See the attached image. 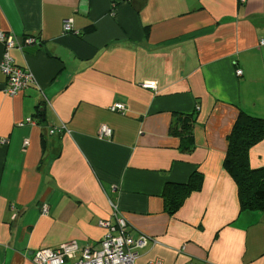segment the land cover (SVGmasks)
Instances as JSON below:
<instances>
[{
	"label": "crops",
	"instance_id": "0c3cea01",
	"mask_svg": "<svg viewBox=\"0 0 264 264\" xmlns=\"http://www.w3.org/2000/svg\"><path fill=\"white\" fill-rule=\"evenodd\" d=\"M0 33L35 78L11 96L0 67V264L96 246L117 210L157 241L138 264H264V210H241L224 168L239 113L264 119V0H0ZM181 114L190 139L172 133ZM250 166L264 167V139ZM194 176L170 214L166 186L175 197Z\"/></svg>",
	"mask_w": 264,
	"mask_h": 264
},
{
	"label": "built area",
	"instance_id": "2783aa9c",
	"mask_svg": "<svg viewBox=\"0 0 264 264\" xmlns=\"http://www.w3.org/2000/svg\"><path fill=\"white\" fill-rule=\"evenodd\" d=\"M72 24L73 20H67L64 23V31L70 32ZM0 41L4 45V55L0 67L8 79L6 92L11 96H16L35 84V78L30 71L16 66L10 55L15 47L21 48V43L12 35L3 33H0ZM26 42L31 43L32 40ZM261 44L264 45V41ZM236 74L240 77L243 72L238 70ZM144 88L156 90L155 85H144ZM110 110L114 113L124 114L126 107L123 104H115ZM63 133H69L64 124L49 131L52 136ZM99 134L102 138H110L112 130L108 126H102ZM25 145H28L27 141ZM42 210L43 214L48 213L47 207ZM100 226L105 228L107 233L98 245H87L81 248L77 242L72 241L62 244L57 249H41L33 254V262L35 264H138V252L145 249L150 243L157 244L155 239L145 234L138 237L133 236L129 230L128 221L119 210L115 213L114 224L111 221H103ZM148 264L162 263L159 260H154Z\"/></svg>",
	"mask_w": 264,
	"mask_h": 264
},
{
	"label": "trees",
	"instance_id": "16d2710c",
	"mask_svg": "<svg viewBox=\"0 0 264 264\" xmlns=\"http://www.w3.org/2000/svg\"><path fill=\"white\" fill-rule=\"evenodd\" d=\"M195 120L190 115L181 114L172 125V133L176 136L187 135L190 139ZM264 139V119L252 117L240 112L231 134L228 137V150L224 160V168L234 180L238 189L240 208L242 211L264 210V167L252 169L250 166V151ZM194 145L191 140L185 152H191ZM194 178V179H193ZM187 185H174L172 188L181 191L173 197L169 185L164 190L166 207L174 214L184 198L197 189L198 176H194ZM197 184H196V183ZM175 194V193H174ZM172 196V199L167 197Z\"/></svg>",
	"mask_w": 264,
	"mask_h": 264
},
{
	"label": "rangeland",
	"instance_id": "374dc122",
	"mask_svg": "<svg viewBox=\"0 0 264 264\" xmlns=\"http://www.w3.org/2000/svg\"><path fill=\"white\" fill-rule=\"evenodd\" d=\"M142 252V250H140L138 253H141Z\"/></svg>",
	"mask_w": 264,
	"mask_h": 264
}]
</instances>
